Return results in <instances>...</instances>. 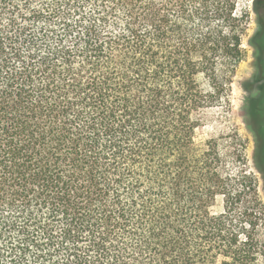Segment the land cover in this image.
I'll use <instances>...</instances> for the list:
<instances>
[{
  "label": "trees",
  "instance_id": "obj_1",
  "mask_svg": "<svg viewBox=\"0 0 264 264\" xmlns=\"http://www.w3.org/2000/svg\"><path fill=\"white\" fill-rule=\"evenodd\" d=\"M249 19L240 0H0V264H264L226 153L195 139Z\"/></svg>",
  "mask_w": 264,
  "mask_h": 264
},
{
  "label": "rangeland",
  "instance_id": "obj_2",
  "mask_svg": "<svg viewBox=\"0 0 264 264\" xmlns=\"http://www.w3.org/2000/svg\"><path fill=\"white\" fill-rule=\"evenodd\" d=\"M240 6L250 8L249 24L242 36V60L232 74L221 102L206 110L205 122L197 128L195 139L199 146L215 142L226 153V169L234 173L230 177L236 176V181L233 179L232 183H238L242 191L240 206L248 211L250 221L256 223L257 237L263 251L261 259L264 260V174L257 167L256 154L259 146L251 128L254 118H251L248 111L249 91L246 89L247 81L258 72L257 58L250 39L258 28L259 16L253 8V0H240ZM258 10L259 13L264 12V6L260 3ZM258 68L259 75H263L262 63ZM252 90L258 103L262 105L264 89L252 85ZM222 202V197H219L216 209Z\"/></svg>",
  "mask_w": 264,
  "mask_h": 264
},
{
  "label": "flooded vegetation",
  "instance_id": "obj_3",
  "mask_svg": "<svg viewBox=\"0 0 264 264\" xmlns=\"http://www.w3.org/2000/svg\"><path fill=\"white\" fill-rule=\"evenodd\" d=\"M263 77V76H262ZM262 111H263V117H264V101L263 104L261 105Z\"/></svg>",
  "mask_w": 264,
  "mask_h": 264
}]
</instances>
